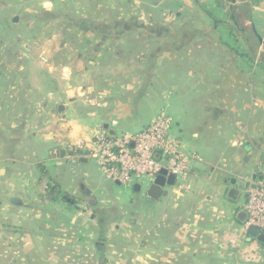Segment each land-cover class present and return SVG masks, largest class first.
I'll list each match as a JSON object with an SVG mask.
<instances>
[{"label": "crops", "instance_id": "1", "mask_svg": "<svg viewBox=\"0 0 264 264\" xmlns=\"http://www.w3.org/2000/svg\"><path fill=\"white\" fill-rule=\"evenodd\" d=\"M21 5L0 2L6 13ZM40 7L60 25L51 43L62 41L38 50L31 112L19 100L17 110L0 107V224H36L56 237L35 242L37 254L17 263L264 264V246L246 240L237 218L244 190L236 201L227 195L231 178L264 175V0H41ZM173 96L174 136L201 158L189 191L167 187L158 200L122 193L118 186L127 187L94 160L66 152L101 129L143 128Z\"/></svg>", "mask_w": 264, "mask_h": 264}, {"label": "built area", "instance_id": "2", "mask_svg": "<svg viewBox=\"0 0 264 264\" xmlns=\"http://www.w3.org/2000/svg\"><path fill=\"white\" fill-rule=\"evenodd\" d=\"M171 124V117L161 111L137 131L110 134L101 129L89 140L77 139L67 144L65 150L73 159L94 160L108 179L124 186L138 183L145 191L161 169H165L167 174L174 175V183L168 187L178 192L189 191L192 167L201 158L196 153L183 151L180 139L170 134ZM51 155L57 157L58 150H53ZM243 193L240 208L247 218L242 223V231L251 225L264 230V175L251 182Z\"/></svg>", "mask_w": 264, "mask_h": 264}, {"label": "rangeland", "instance_id": "3", "mask_svg": "<svg viewBox=\"0 0 264 264\" xmlns=\"http://www.w3.org/2000/svg\"><path fill=\"white\" fill-rule=\"evenodd\" d=\"M1 1L3 2L6 0H0V2ZM22 4L21 6H16L15 9L12 10L13 12L9 10L7 13L5 8L0 6V107L3 103V105H8L9 110H17L16 102L19 100L22 103L26 102L24 109L25 112L28 113L31 112L32 109L30 102L33 97V91L35 90V87L32 86V82L34 79L37 80L38 77L40 78L37 73L38 70H36L39 68L38 50L41 47L48 48L58 45L62 40H55V42L51 43L49 36L53 31L58 29L60 25L47 20V18L40 13L42 12L40 7L41 0H22ZM30 10L39 11L38 13L36 12L37 15L40 13L39 21H37L35 17L33 18L29 15L33 13ZM12 13H16L19 16L16 22H11L10 16ZM73 29V27H68L67 33ZM237 41L238 40L235 39L234 43ZM235 44L238 46V43ZM238 58L243 59L241 56H238ZM244 60L247 61L246 58H244ZM42 72L40 73L41 75ZM21 83L25 85H21ZM8 84L12 86L13 89L9 90V102L7 101V103H4L1 102L2 100L4 101L1 96L6 94ZM178 98L179 97L175 98L173 96L166 101L167 108L165 113L172 117L173 124L175 119L177 120L178 113H180ZM154 105L155 101L147 103L143 114L153 110ZM157 105H159V103ZM173 124H171L170 128V134L172 135L176 132ZM126 187L125 189L123 186H118V189L122 193L132 190L131 186ZM134 194L136 195V193ZM46 195L51 197L47 192ZM137 195L140 196L139 193ZM239 202H241V199L238 203ZM8 224L9 225L6 223L0 224V264H18L16 261L18 256H30L29 258H33L34 255L37 254L33 246L35 242L37 243L40 240L46 241L49 240V238L53 239L56 237L54 235H49L50 231L41 230V227L38 228L36 224L26 226L25 229L22 228V226L18 227L16 225L12 226L10 223ZM17 241H19V246H17ZM26 257L25 260L27 259Z\"/></svg>", "mask_w": 264, "mask_h": 264}, {"label": "water", "instance_id": "4", "mask_svg": "<svg viewBox=\"0 0 264 264\" xmlns=\"http://www.w3.org/2000/svg\"><path fill=\"white\" fill-rule=\"evenodd\" d=\"M258 40L262 42V39L258 37ZM264 45V42H262ZM158 157V155H156ZM164 163V162H163ZM263 164H264V157H263ZM262 176H259V179ZM254 178V176H253ZM119 185L120 183L116 181ZM174 183V175L167 174L165 169H161L159 175L155 178L153 183L145 190L146 195L153 199L158 200L161 197L166 196L167 194V187L173 185ZM230 187L227 190V195L232 200H237L240 196L241 191L245 190L249 186V182L244 181L243 179L231 178L228 181ZM132 189L136 192L141 191V187L138 183L133 184ZM83 194L86 197L85 204L88 206H92L95 202V199L91 195V192L88 189L83 190ZM13 203H16V200H10ZM82 206L81 204H78ZM237 218L243 223L246 218L247 214L245 211L240 210L237 214ZM246 234V240L248 242L254 241L264 246V230L259 231L255 226H248L244 231Z\"/></svg>", "mask_w": 264, "mask_h": 264}, {"label": "trees", "instance_id": "5", "mask_svg": "<svg viewBox=\"0 0 264 264\" xmlns=\"http://www.w3.org/2000/svg\"><path fill=\"white\" fill-rule=\"evenodd\" d=\"M55 193H56V191H55V185L47 186V194L48 195H50L52 197V194H55ZM63 196L65 197L66 195H63Z\"/></svg>", "mask_w": 264, "mask_h": 264}]
</instances>
